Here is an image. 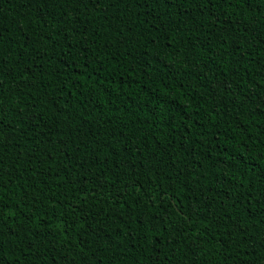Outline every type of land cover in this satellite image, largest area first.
I'll return each mask as SVG.
<instances>
[{
	"label": "trees",
	"instance_id": "obj_1",
	"mask_svg": "<svg viewBox=\"0 0 264 264\" xmlns=\"http://www.w3.org/2000/svg\"><path fill=\"white\" fill-rule=\"evenodd\" d=\"M0 264H264V0H0Z\"/></svg>",
	"mask_w": 264,
	"mask_h": 264
},
{
	"label": "snow or ice",
	"instance_id": "obj_2",
	"mask_svg": "<svg viewBox=\"0 0 264 264\" xmlns=\"http://www.w3.org/2000/svg\"><path fill=\"white\" fill-rule=\"evenodd\" d=\"M92 2L94 3V5H100L104 2V0H92ZM3 218L0 217V220H2ZM0 251H2V248H0Z\"/></svg>",
	"mask_w": 264,
	"mask_h": 264
}]
</instances>
